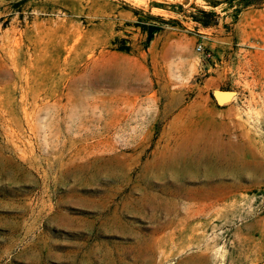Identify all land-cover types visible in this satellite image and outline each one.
Returning <instances> with one entry per match:
<instances>
[{"label": "rangeland", "instance_id": "1", "mask_svg": "<svg viewBox=\"0 0 264 264\" xmlns=\"http://www.w3.org/2000/svg\"><path fill=\"white\" fill-rule=\"evenodd\" d=\"M194 5L0 0V264H264V3Z\"/></svg>", "mask_w": 264, "mask_h": 264}, {"label": "trees", "instance_id": "2", "mask_svg": "<svg viewBox=\"0 0 264 264\" xmlns=\"http://www.w3.org/2000/svg\"><path fill=\"white\" fill-rule=\"evenodd\" d=\"M262 3H264V0H204V4L207 5L208 8L194 5L195 9L190 11L189 14H186V16L197 22V24L206 27L213 24H218L219 14L217 13L216 8L223 4H225L226 7H232L236 17L237 13L240 12V10H242L244 7L249 5H261ZM155 4L171 11H184L183 6L180 4V8H176V4H174L172 7L165 6L160 2H156ZM133 12L138 17L134 22V25L140 28V30L146 36L145 42L143 44L145 48L149 46L150 42H152L157 34L164 31L166 25L171 24L183 26L180 19L178 18H165L161 14H153L149 11L145 12V10L140 7L133 8ZM124 42L125 39H122L121 43L116 47V49L120 51H126L127 53L131 52V47Z\"/></svg>", "mask_w": 264, "mask_h": 264}, {"label": "water", "instance_id": "3", "mask_svg": "<svg viewBox=\"0 0 264 264\" xmlns=\"http://www.w3.org/2000/svg\"><path fill=\"white\" fill-rule=\"evenodd\" d=\"M214 95L216 101L221 104L234 96V91L230 89H217L215 90Z\"/></svg>", "mask_w": 264, "mask_h": 264}, {"label": "built area", "instance_id": "4", "mask_svg": "<svg viewBox=\"0 0 264 264\" xmlns=\"http://www.w3.org/2000/svg\"><path fill=\"white\" fill-rule=\"evenodd\" d=\"M196 49H197L198 52L203 51V48H202V46L200 44L196 45Z\"/></svg>", "mask_w": 264, "mask_h": 264}]
</instances>
